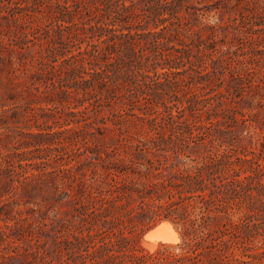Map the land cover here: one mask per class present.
Here are the masks:
<instances>
[{
	"label": "trees",
	"instance_id": "trees-1",
	"mask_svg": "<svg viewBox=\"0 0 264 264\" xmlns=\"http://www.w3.org/2000/svg\"><path fill=\"white\" fill-rule=\"evenodd\" d=\"M73 3L0 17V264H264V0Z\"/></svg>",
	"mask_w": 264,
	"mask_h": 264
},
{
	"label": "rangeland",
	"instance_id": "rangeland-1",
	"mask_svg": "<svg viewBox=\"0 0 264 264\" xmlns=\"http://www.w3.org/2000/svg\"><path fill=\"white\" fill-rule=\"evenodd\" d=\"M210 3H213V1H211ZM73 4H74L73 0H0V17H4V18L5 17H9V18L19 17V18L33 19V20H55L58 18H68L71 16V13L74 10ZM202 6H203V4H201V7ZM207 8H209V6L203 7V11L206 14L205 16H206L207 22H215V21L221 20V11H215V10L210 11V9L207 10ZM228 16L229 15H226L224 17V19L227 20ZM84 18H87V16H85ZM261 21H263V19L259 18L258 21H254V18L250 17L245 24L247 34H250V32H251V29H248V28L251 27L252 22L254 23V22H261ZM254 43L255 42L253 40H251L247 37H244V40L241 42L240 46H244L247 49H249V47L254 45ZM248 52H249V50H248ZM248 52H247L246 56L249 57L250 54ZM219 82L217 84L214 83L211 88L216 89V87L221 84ZM224 83L225 82H223V84ZM6 89L7 88L5 87V84L4 85L0 84V93L5 95ZM190 93H191V91H190ZM170 95H165V97L166 98H172V99L175 98L172 95L171 96ZM1 101L3 102V100L0 99V113L4 109V107L1 106V104H2ZM12 105L13 104L6 105L5 108H9ZM179 105H180V103H179ZM175 110H176V107H174V111ZM186 115L190 119L189 122H191V126L193 128L196 127V124L199 120L198 114L188 110L186 112ZM232 120L233 119L228 118L226 122H232ZM235 121L236 120H234V122ZM262 122L260 123L261 126H263ZM19 125H20L19 128H16V126H15L12 129L7 128L6 126H3V127L1 126L0 127V133H2L1 136H5L6 133H9L10 137L5 138V139L8 141L9 140L11 141V140H13L14 135L17 133V129L23 128L25 130H28L27 127H24V124H19ZM213 127L216 128L218 126L215 125ZM32 130L37 131L38 129H37V127H32ZM250 141H251V138L246 134V131H245L242 135L239 136V143H238V147H237L238 150L242 151L246 146L248 148ZM37 194H40V195H38L36 200L40 201L41 203H44L50 199V196H49L50 194L45 189H43L40 193H37ZM46 198H49V199L46 200ZM43 199H45V201ZM51 214H53V213H51ZM47 221L50 222V220H47ZM49 227H51V225H49ZM174 227L179 232V229L175 225H174ZM145 233H144V235H145ZM179 234H180V232H179ZM144 235L142 236L140 243H141V246L149 252H154L158 248L163 247L165 245H176L182 241V237L180 234V241H177L174 243H160V245H158L157 248L150 251L146 246H144V242H143ZM49 243L50 244L52 243L51 239L49 240Z\"/></svg>",
	"mask_w": 264,
	"mask_h": 264
},
{
	"label": "bare ground",
	"instance_id": "bare-ground-1",
	"mask_svg": "<svg viewBox=\"0 0 264 264\" xmlns=\"http://www.w3.org/2000/svg\"><path fill=\"white\" fill-rule=\"evenodd\" d=\"M180 241V234L174 225L168 221H162L156 228L144 235V246L150 251L157 248L160 243H174Z\"/></svg>",
	"mask_w": 264,
	"mask_h": 264
},
{
	"label": "water",
	"instance_id": "water-1",
	"mask_svg": "<svg viewBox=\"0 0 264 264\" xmlns=\"http://www.w3.org/2000/svg\"><path fill=\"white\" fill-rule=\"evenodd\" d=\"M160 222H162V221H160ZM160 222H158V223H156L155 225H153L150 229H148V230L146 231L145 234H147L149 231H151V230H153L154 228H156Z\"/></svg>",
	"mask_w": 264,
	"mask_h": 264
}]
</instances>
